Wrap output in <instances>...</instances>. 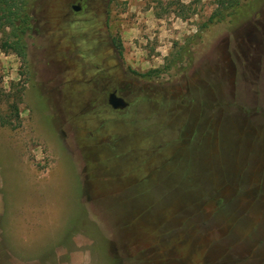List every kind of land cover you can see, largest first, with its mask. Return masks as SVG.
I'll list each match as a JSON object with an SVG mask.
<instances>
[{"label":"rangeland","instance_id":"rangeland-1","mask_svg":"<svg viewBox=\"0 0 264 264\" xmlns=\"http://www.w3.org/2000/svg\"><path fill=\"white\" fill-rule=\"evenodd\" d=\"M8 1L0 264H264V0Z\"/></svg>","mask_w":264,"mask_h":264},{"label":"flooded vegetation","instance_id":"flooded-vegetation-1","mask_svg":"<svg viewBox=\"0 0 264 264\" xmlns=\"http://www.w3.org/2000/svg\"><path fill=\"white\" fill-rule=\"evenodd\" d=\"M76 6L73 7V9L75 8ZM79 9V13H82L83 12V8L81 7H77ZM75 10V9H74ZM115 56H113L112 54H110V57L107 58L109 61L113 60ZM96 84L97 86L100 88V92H103V94L106 95V98H107V102H108V105L110 106L109 104V101L111 99V95L113 94H116V96L120 97V98H123L127 103H129L126 98L122 95L120 89H118L116 86H115V81L112 79V78H97L96 80ZM131 106V104L129 103V106L128 108ZM111 107V106H110ZM112 108V107H111ZM127 108V109H128ZM113 109V108H112ZM125 109V110H127ZM114 110V109H113ZM125 110H117L118 112H122V111H125ZM116 111V110H114ZM116 111V112H117Z\"/></svg>","mask_w":264,"mask_h":264},{"label":"water","instance_id":"water-1","mask_svg":"<svg viewBox=\"0 0 264 264\" xmlns=\"http://www.w3.org/2000/svg\"><path fill=\"white\" fill-rule=\"evenodd\" d=\"M74 9H75V11H79V9L77 7H75ZM109 104L116 111L117 110H125L129 106V103H127L123 98L116 96V94L111 95V99L109 101Z\"/></svg>","mask_w":264,"mask_h":264},{"label":"trees","instance_id":"trees-1","mask_svg":"<svg viewBox=\"0 0 264 264\" xmlns=\"http://www.w3.org/2000/svg\"><path fill=\"white\" fill-rule=\"evenodd\" d=\"M12 8L13 7L11 5H9V1L8 0H0V14L9 12L10 16L7 15L6 17L10 18L12 15H15V13L11 11ZM2 17H4V16H2ZM2 26H4V25H2ZM16 45H17V47H19L20 46V42H17ZM18 115H17V117H18ZM0 123L6 124V121H3L2 118L0 117Z\"/></svg>","mask_w":264,"mask_h":264}]
</instances>
